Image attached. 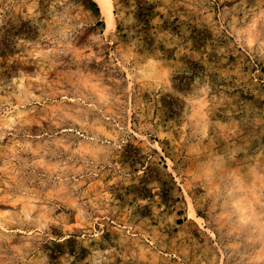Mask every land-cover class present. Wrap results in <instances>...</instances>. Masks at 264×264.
Returning <instances> with one entry per match:
<instances>
[{
  "label": "rangeland",
  "instance_id": "rangeland-1",
  "mask_svg": "<svg viewBox=\"0 0 264 264\" xmlns=\"http://www.w3.org/2000/svg\"><path fill=\"white\" fill-rule=\"evenodd\" d=\"M0 264H264V0H0Z\"/></svg>",
  "mask_w": 264,
  "mask_h": 264
},
{
  "label": "bare ground",
  "instance_id": "bare-ground-1",
  "mask_svg": "<svg viewBox=\"0 0 264 264\" xmlns=\"http://www.w3.org/2000/svg\"><path fill=\"white\" fill-rule=\"evenodd\" d=\"M107 4H106V2H104L103 4H102V6L104 7V9L107 11V13H108V8H107V6H106Z\"/></svg>",
  "mask_w": 264,
  "mask_h": 264
}]
</instances>
